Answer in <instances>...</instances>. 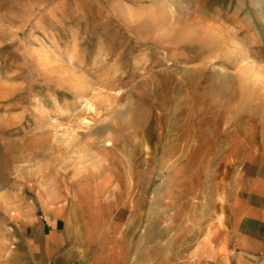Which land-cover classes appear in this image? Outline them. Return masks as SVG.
Returning <instances> with one entry per match:
<instances>
[{
  "label": "rangeland",
  "instance_id": "rangeland-1",
  "mask_svg": "<svg viewBox=\"0 0 264 264\" xmlns=\"http://www.w3.org/2000/svg\"><path fill=\"white\" fill-rule=\"evenodd\" d=\"M229 94L264 135V0H0V264L45 210L175 195Z\"/></svg>",
  "mask_w": 264,
  "mask_h": 264
},
{
  "label": "crops",
  "instance_id": "crops-1",
  "mask_svg": "<svg viewBox=\"0 0 264 264\" xmlns=\"http://www.w3.org/2000/svg\"><path fill=\"white\" fill-rule=\"evenodd\" d=\"M222 97L225 114L197 135L194 155L206 159L175 171V195L82 220L45 210L23 224L6 264H264V135L234 94Z\"/></svg>",
  "mask_w": 264,
  "mask_h": 264
},
{
  "label": "bare ground",
  "instance_id": "bare-ground-1",
  "mask_svg": "<svg viewBox=\"0 0 264 264\" xmlns=\"http://www.w3.org/2000/svg\"><path fill=\"white\" fill-rule=\"evenodd\" d=\"M243 67H242V70L246 73L250 68H251V64L249 63V62H245V61H243V65H242ZM262 74V73H261ZM251 75V74H250ZM153 78H156V80H161V81H163V77H162V75L161 74H159V73H156V74H154L153 75ZM246 80V79H245ZM228 81V80H227ZM168 82V81H167ZM247 82V81H246ZM156 85H157V83H156ZM234 85V84H233ZM159 86V85H158ZM157 86V87H158ZM153 88H155L154 86H153ZM152 89V88H151ZM263 92V91H262ZM235 94V93H234ZM163 99L159 102V104L158 103H154L152 100H150L149 99V96L147 95V97H146V102H147V104H149V107H154V108H158V107H160V105L162 106V105H167V104H169V103H171V98H170V96H169V89L167 88V86L164 88V90H163ZM159 98H160V96H159ZM260 103V102H259ZM170 114V113H169ZM168 116V115H167Z\"/></svg>",
  "mask_w": 264,
  "mask_h": 264
}]
</instances>
